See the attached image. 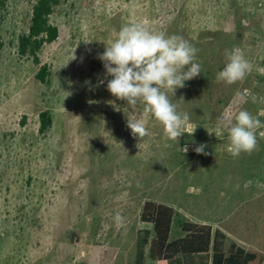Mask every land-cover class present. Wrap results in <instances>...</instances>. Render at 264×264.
Here are the masks:
<instances>
[{
	"label": "rangeland",
	"instance_id": "obj_1",
	"mask_svg": "<svg viewBox=\"0 0 264 264\" xmlns=\"http://www.w3.org/2000/svg\"><path fill=\"white\" fill-rule=\"evenodd\" d=\"M34 3L0 0V264H128L141 250L144 264H169L148 255L147 199L193 221L222 218L236 234L245 225L247 246L264 250V137L258 150L234 157L218 122L240 110L264 122V0H60L50 16L59 35L38 51L40 63L18 52ZM132 23L199 50L202 73L168 93L190 117L179 143L143 104L107 90L112 77L98 53ZM232 49L253 70L229 85L216 76ZM42 63L44 83L36 78ZM44 110L52 124L41 133ZM127 117L145 120L143 141ZM200 144L207 155L194 151ZM180 232L174 226L170 237Z\"/></svg>",
	"mask_w": 264,
	"mask_h": 264
},
{
	"label": "clouds",
	"instance_id": "obj_2",
	"mask_svg": "<svg viewBox=\"0 0 264 264\" xmlns=\"http://www.w3.org/2000/svg\"><path fill=\"white\" fill-rule=\"evenodd\" d=\"M198 51L181 36H167L150 31L142 23H132L122 26L115 41L98 53V59L104 64L105 77H112L107 80V90L130 106L143 104V113L153 116L163 125L167 137L179 143L190 117L177 110L168 93L175 95L177 89L185 87L186 81L202 73L201 65L196 62ZM225 56L226 64L217 73V81L231 85L243 81L252 72L253 65L239 49L226 50ZM260 99L264 103V97ZM218 122L227 129L230 141L227 150L232 156L258 150L257 136L264 137V131H258L264 129L261 119L240 110L234 117L230 113L222 114ZM127 127L141 141L150 134L145 120L140 118L127 117ZM205 147L200 144L194 151L207 155ZM184 150L188 151L187 146ZM123 219L119 213L114 217L118 227Z\"/></svg>",
	"mask_w": 264,
	"mask_h": 264
},
{
	"label": "trees",
	"instance_id": "obj_3",
	"mask_svg": "<svg viewBox=\"0 0 264 264\" xmlns=\"http://www.w3.org/2000/svg\"><path fill=\"white\" fill-rule=\"evenodd\" d=\"M60 0H35L28 31L19 36L18 52L21 56L31 54L39 62L38 51L47 42H52L59 35L58 26L50 21V16ZM2 43L0 42V47ZM49 66L40 64L36 78L47 82ZM52 124L49 111L40 112L39 131L44 133ZM140 219L152 224L153 237L149 242L148 255L155 260H165L169 264H182V259L201 255L197 263L188 264H264V250L245 248L232 242L225 247L226 234L211 224L193 221L183 217L174 206L154 200H145ZM176 226L180 235L171 238V231ZM145 250L138 253V258L128 264H144Z\"/></svg>",
	"mask_w": 264,
	"mask_h": 264
},
{
	"label": "crops",
	"instance_id": "obj_4",
	"mask_svg": "<svg viewBox=\"0 0 264 264\" xmlns=\"http://www.w3.org/2000/svg\"><path fill=\"white\" fill-rule=\"evenodd\" d=\"M197 222H201V223H208V224H211L214 228H220L222 231L225 232L226 234V238H225V247H226V241L227 240H230V244L232 242H236L238 245L242 246V247H245V248H249L247 246V241L248 238L246 237V235H242V233H247L248 232V229L245 225H241L240 228H241V235L240 234H236L233 232V225H226L225 224V220H222L219 219L217 220L216 222H213L212 220L211 221H208V220H203V221H197ZM254 240L255 241H261L262 240V237L261 235L258 233L256 234V236H254ZM229 244V245H230ZM228 245V247H229ZM202 256L201 255H193L192 257L190 258H186V259H182V264H186V261H188V263L192 262V263H197L201 260ZM155 260V259H154ZM159 261H165V260H159Z\"/></svg>",
	"mask_w": 264,
	"mask_h": 264
}]
</instances>
